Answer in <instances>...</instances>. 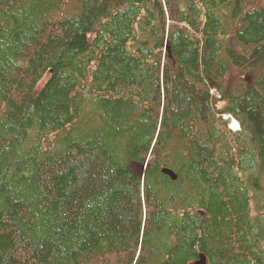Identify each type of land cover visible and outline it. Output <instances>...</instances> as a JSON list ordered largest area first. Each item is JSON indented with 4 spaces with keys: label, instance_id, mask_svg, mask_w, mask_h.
I'll return each mask as SVG.
<instances>
[{
    "label": "trees",
    "instance_id": "obj_1",
    "mask_svg": "<svg viewBox=\"0 0 264 264\" xmlns=\"http://www.w3.org/2000/svg\"><path fill=\"white\" fill-rule=\"evenodd\" d=\"M262 193L264 0H0V264H264Z\"/></svg>",
    "mask_w": 264,
    "mask_h": 264
},
{
    "label": "rangeland",
    "instance_id": "obj_2",
    "mask_svg": "<svg viewBox=\"0 0 264 264\" xmlns=\"http://www.w3.org/2000/svg\"><path fill=\"white\" fill-rule=\"evenodd\" d=\"M44 80H42L41 82H40V85L42 84V82H43ZM211 93H215V91L214 90H212L211 91ZM216 97H218L217 95H216ZM220 105H222V102H219L218 103V106H220ZM222 118L224 119V120H226V123H227V128L228 129H230V130H232V131H237V130H239V123H238V121L232 116V115H230V114H223L222 115ZM240 149H242V151H245V152H247V153H243V155L242 156H245V158L246 157H248L249 155H248V149H246V148H244V147H242L241 146V148ZM245 149V150H244ZM132 167H133V169L136 171V172H140L141 171V166L140 165H138V164H133L132 165ZM249 172H251L250 170H247V173L245 174L246 176L249 174ZM262 195H263V199L261 200L262 202L264 201V194L262 193ZM259 199H261V198H259ZM259 201V200H258ZM261 201H259V203H261Z\"/></svg>",
    "mask_w": 264,
    "mask_h": 264
},
{
    "label": "water",
    "instance_id": "obj_3",
    "mask_svg": "<svg viewBox=\"0 0 264 264\" xmlns=\"http://www.w3.org/2000/svg\"><path fill=\"white\" fill-rule=\"evenodd\" d=\"M163 172L168 174L172 179H176V174L172 170L164 168ZM139 173H143V167L141 168V171ZM190 264H207V257L203 254H199L198 259L194 260Z\"/></svg>",
    "mask_w": 264,
    "mask_h": 264
},
{
    "label": "bare ground",
    "instance_id": "obj_4",
    "mask_svg": "<svg viewBox=\"0 0 264 264\" xmlns=\"http://www.w3.org/2000/svg\"><path fill=\"white\" fill-rule=\"evenodd\" d=\"M164 168H166V167H163V169H164ZM163 169H162V170H163ZM167 169H169V168H167ZM137 173H138V172H137ZM138 174H139V173H138Z\"/></svg>",
    "mask_w": 264,
    "mask_h": 264
}]
</instances>
